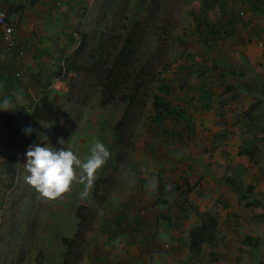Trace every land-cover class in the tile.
<instances>
[{"label": "rangeland", "instance_id": "374dc122", "mask_svg": "<svg viewBox=\"0 0 264 264\" xmlns=\"http://www.w3.org/2000/svg\"><path fill=\"white\" fill-rule=\"evenodd\" d=\"M91 1L88 15L82 14L75 30L90 36L106 0ZM204 1L166 0L164 11L172 10L177 29L164 43L153 38L148 54L156 48L165 50L170 67L159 68L162 79L175 78L178 70L187 72L194 63L197 68L204 65L218 102L210 110L203 109L198 92L202 81L189 76L188 86L196 89L187 93L176 88L169 100L174 107L188 110L196 133L189 136L185 122L171 120L157 129L151 122L149 104L135 145L127 150L124 161L116 156L120 146L113 137L116 123L124 114L123 105L116 102L103 109L98 92L81 89L80 79L74 90L70 89V80H56L55 73L67 56L65 51L53 60L27 62L33 75L28 73L24 79L27 64L24 60L17 62L19 80L26 86L6 94H12L15 101L6 96L0 99L6 98L11 106V110L0 111V264H62L66 251L62 241L74 236L76 210L92 201L99 180L106 181L101 188H109V195L88 235L82 264H264V8L254 14L255 0ZM141 3L133 1L131 14L143 13ZM229 20L234 25L228 37L215 36L206 27L220 28ZM79 44V39L72 40L67 50ZM7 61V57L0 58V63ZM217 62L219 66L214 68ZM222 72L227 84L235 85L237 91L223 95ZM238 74L241 77L237 78ZM8 76L10 79L13 75ZM44 99L55 108L52 123L32 117ZM259 99L263 105L253 112L255 120L250 123L246 114ZM25 127H31V134L24 133ZM226 132L229 135L223 138ZM95 141L106 146L110 157L95 173L88 197H80L84 186L79 182V170L70 189L55 199L42 196L25 182L29 146L47 143L57 150L69 149L84 160ZM255 146L254 161L239 154L240 149L253 151ZM217 168L226 169V177L232 178L240 190L215 179ZM104 176L106 179H102ZM186 180L194 187L190 205L200 214H219L221 244L206 248L197 259H191L182 239L185 232L201 223L200 216L193 209L185 220L183 202L171 211L157 203L168 196L160 193L161 188L185 186ZM150 182L154 188L149 187ZM181 221L183 228L173 230L171 226L178 227Z\"/></svg>", "mask_w": 264, "mask_h": 264}, {"label": "trees", "instance_id": "16d2710c", "mask_svg": "<svg viewBox=\"0 0 264 264\" xmlns=\"http://www.w3.org/2000/svg\"><path fill=\"white\" fill-rule=\"evenodd\" d=\"M133 1L106 0L98 10V23L93 30V35L90 36L88 33L81 32L74 33L72 39H79L80 44L67 51L63 65L59 67V71L54 76L60 82L70 80L72 83L69 86L72 90L78 88L79 81L77 79L82 82L81 89H95L98 92L99 105L103 109L116 102L123 105L124 114L116 123L113 133L114 143L120 146L116 152L120 161H124L128 157L127 150L135 145V135L145 111L149 109V104L152 105L153 111L151 122L157 129H161V125L165 121L171 120L176 123L185 122L189 136L196 133V128L187 116L188 110L178 106L174 107L169 100L173 92H176V88L187 93L196 89L193 86H188L189 83L186 79L189 76H194L202 81V86L198 88V92L200 93V105L203 109L210 110L218 102V97L211 86L212 83L207 80L208 69L204 65L197 68V64L194 63L187 72L178 70L175 78H161L162 70H169L170 67V64L166 65L165 50L156 48L149 54L148 51L153 38L157 37L161 43L172 38L177 29V20L172 10L164 11L166 0H142L139 7L143 11L141 14H131ZM221 3V6L225 7V2ZM262 8H264V0H255L253 13L259 14ZM0 9L2 8L0 7ZM241 13H238V16ZM83 15H88L87 8ZM6 16L7 22L11 25L8 14ZM195 21L198 24L201 23L198 19ZM233 25V20H229V22L220 25V28L209 25L206 27L210 28L209 32L214 33V35L228 37L230 35L229 29H232ZM1 42L3 43L2 39ZM163 65H165L163 69H159ZM218 66L217 62L214 63L213 67ZM224 67L227 68V66ZM71 74L75 76H70ZM239 77H241L240 74L237 75V78ZM221 79L223 82L221 85L225 88L223 95L238 90L235 85L227 84L225 72H222ZM6 83L10 86L9 78H6ZM83 84L86 85L83 86ZM6 98L12 100L13 96L8 95ZM262 105L263 102L259 99L256 104L250 106V111L246 114L250 123L255 120L253 112ZM54 115V106L44 99L35 107L32 117L36 120L52 123ZM172 134L169 135L172 136ZM165 135L167 134L165 133ZM228 135L229 133H224L223 138H227ZM255 150H258L257 146L254 147L253 151L240 149L239 154L248 156L251 161H254ZM225 170L217 168L214 171L215 179L220 180L235 191L240 190L232 178L226 177ZM110 178L113 180L112 176ZM102 179H106L105 176ZM97 183L92 194V201L87 205H80L76 210L78 224L74 236L64 238L62 241L66 248L62 264H82L88 235L92 231L97 216H99L101 206L109 195V188L107 191L105 188L104 190L101 188V185L105 184L106 181L99 180ZM184 185H176L170 189L160 187V193L166 192L168 196L164 199L159 198L157 203L166 206L171 211L177 203L183 202L184 209L182 207L181 210L185 213L184 219L186 220L191 217L190 211L196 210V208L191 206L189 202V195L194 191V187L188 180L184 182ZM241 198L246 199L244 195ZM195 210V214L200 216L201 223L185 232L182 239L191 259L199 258L206 248H217L221 244L217 231L219 214L214 215L212 211L200 214ZM171 227L173 230L182 229L183 222L181 221L178 227L173 225Z\"/></svg>", "mask_w": 264, "mask_h": 264}, {"label": "crops", "instance_id": "0c3cea01", "mask_svg": "<svg viewBox=\"0 0 264 264\" xmlns=\"http://www.w3.org/2000/svg\"><path fill=\"white\" fill-rule=\"evenodd\" d=\"M89 2L92 1L0 0V7L7 12L10 22L15 27L21 49L18 53H5L0 35V58L7 57L8 60L0 63V99L7 96L6 94L22 91L24 88L22 85L26 86V83L23 84L19 80L20 76L18 77L19 74L16 71L17 62L24 60L27 64L24 75H22L24 79L28 78L25 76L28 73L31 77L33 75L32 65L27 62L40 61V59L53 60L57 54L69 51L67 49L70 41L74 38V33L80 25V17L84 14ZM8 74L13 75L10 78V86L6 83V78H9ZM12 100L15 101L16 98L13 97ZM104 258L103 256L102 260Z\"/></svg>", "mask_w": 264, "mask_h": 264}, {"label": "clouds", "instance_id": "9594fccd", "mask_svg": "<svg viewBox=\"0 0 264 264\" xmlns=\"http://www.w3.org/2000/svg\"><path fill=\"white\" fill-rule=\"evenodd\" d=\"M20 99V97H18ZM11 110L10 102L5 98L0 100V111ZM31 127H25L24 133L31 134ZM110 152L106 146L95 141L90 148V154L81 160L69 149L57 150L50 144L29 146L25 153L24 168L27 175L24 180L33 186L42 196L55 199L70 189L77 179L83 184L81 199L88 197L93 187L95 173L109 159ZM149 187H155L151 182Z\"/></svg>", "mask_w": 264, "mask_h": 264}, {"label": "built area", "instance_id": "2783aa9c", "mask_svg": "<svg viewBox=\"0 0 264 264\" xmlns=\"http://www.w3.org/2000/svg\"><path fill=\"white\" fill-rule=\"evenodd\" d=\"M5 12L0 9V35L5 47V53L20 52L16 31L14 26L9 24Z\"/></svg>", "mask_w": 264, "mask_h": 264}]
</instances>
